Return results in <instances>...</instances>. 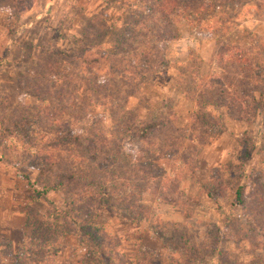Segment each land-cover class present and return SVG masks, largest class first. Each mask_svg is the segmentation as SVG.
<instances>
[{"label": "rangeland", "instance_id": "374dc122", "mask_svg": "<svg viewBox=\"0 0 264 264\" xmlns=\"http://www.w3.org/2000/svg\"><path fill=\"white\" fill-rule=\"evenodd\" d=\"M8 1L0 0V264H149L155 256L168 261L172 254L156 230L192 241L200 259L191 264H264V233L255 229L264 226V202L254 203L264 191V107L205 109L193 101L201 81L197 92L185 94L192 90L190 76L209 80L222 74L221 66L233 72L227 49L264 48V0H205L194 21L175 25L180 37L159 44L158 59L148 63L131 53L146 43L141 29L147 9L166 10L152 5L159 0H33L27 7ZM44 49L60 62L46 61ZM106 79H112L107 92L101 87ZM259 87L257 81L249 88ZM123 110L130 111L123 119L130 131H119V141L113 130ZM60 118L70 121L61 124ZM153 122L155 131L137 138ZM81 132L78 146L73 140ZM114 136L113 174L128 180L123 189L115 186L98 202L92 196L70 203L87 186L74 180L36 195L44 177L31 161L39 152L53 162L47 174L71 175L77 164L68 159L56 169V158L104 147L101 141ZM103 164L111 175L109 163ZM241 186L243 208L234 201ZM90 187L85 192L97 190ZM54 207L101 228L109 260ZM250 218L259 222L250 226ZM219 238L214 253L207 251Z\"/></svg>", "mask_w": 264, "mask_h": 264}, {"label": "trees", "instance_id": "16d2710c", "mask_svg": "<svg viewBox=\"0 0 264 264\" xmlns=\"http://www.w3.org/2000/svg\"><path fill=\"white\" fill-rule=\"evenodd\" d=\"M12 1L14 4L17 5L20 4L23 7L30 6L33 0H9L10 3ZM31 1V2H30ZM205 0H159L157 1V4L152 5L156 6L161 9L166 8L164 12L155 13L152 14L151 10L147 9V12H150L147 14V17L144 18L143 27H142V36L145 38L146 43L143 45L140 49L137 51L132 52L133 54V60L141 63H148L150 57L154 60L160 55V51H158V45L163 42H168L173 39H177L180 37V33L178 31V28L175 27V25L178 22L181 21H188L189 23L194 21L196 14L194 12H197L199 10H203L202 8L205 6ZM222 1L225 2V0H216L214 1L215 5L217 3L219 5H222ZM229 1V0H227ZM231 2V0H230ZM25 6H24V4ZM30 3V4H29ZM27 5V6H26ZM172 7L173 11L171 14H169V8ZM159 12V11H158ZM150 15V16H148ZM168 26V27H167ZM235 51V52H231ZM227 62L231 64L232 73L228 74L227 67L224 68L223 66L220 67L222 74L220 76L218 75H212L209 80H203V78L199 77H193L190 76L193 85L192 90H188L185 92L186 95H188L191 92H197V86L196 81L203 82V86L201 87V91L197 95V99L194 97L193 101L197 102V104H200L205 109L206 107H217V108H224L228 107L230 110L231 108H235V110L238 112H242L243 108H247L248 110L251 109V104L253 107V110L256 111L259 108L264 107V76L262 75L264 73V48L262 49L260 47L259 52L253 53V51L246 52L244 50H229L227 49ZM140 53V56L138 57L137 54ZM42 54L46 57V61L52 60L55 63H59L60 61L54 58L53 53L50 50L44 49L42 51ZM130 54V55H131ZM60 55V54H59ZM223 52L217 51L215 54L216 58H223ZM61 56V55H60ZM58 58H60L58 56ZM161 62V61H160ZM221 65L223 61L220 62ZM114 66H110V70L113 69ZM112 80V79H111ZM110 79L104 80L101 84V87L105 89V91H108L109 84L112 82ZM194 80V81H193ZM259 82L261 87L259 89H253L250 90V86L252 87L254 83ZM97 86V84H94ZM100 87V85H98ZM93 91V90H92ZM197 94V93H196ZM246 99H250L251 102L249 105L246 104ZM254 105V106H253ZM40 111V110H39ZM63 112V111H62ZM130 111L123 110L120 113L122 114L121 119L123 120L125 117L128 116ZM39 113V112H38ZM206 117V113H202ZM31 114H29L30 116ZM37 116V113L35 114V117ZM34 117V118H35ZM23 118H21L20 123ZM74 119V118H73ZM58 121L62 124H68L70 120L62 119L60 118ZM118 121V120H116ZM128 121V120H125ZM124 120L120 121L118 125L115 126L114 132L116 135L119 136L120 139H122V136L119 134V131H127V129L130 127L129 124H126ZM133 123V122H132ZM159 126L156 122L148 123L144 126H142L143 130H141V134H137V138H141L146 136V134H149ZM20 131H22L20 129ZM130 129L127 131L129 132ZM137 133L140 132V130H136ZM68 132V131H67ZM125 132V133H127ZM18 133L21 134L18 130ZM131 135H134V132H130ZM67 134V133H66ZM83 135H85L83 132L76 134L74 138V142H78V146H82L81 141L84 140ZM141 135V136H140ZM115 136L110 139L108 142L105 140L101 141V145H104V147H99L98 144L95 146H89L84 147L85 152H76L74 155H70V157L63 158H56V162L58 166H56V169L59 168L60 165H63L64 163L68 162V159L71 160L73 164H77V167L74 171L71 169L70 173L71 175H68V171L64 173H60L57 176H52L53 174L46 173V168H53V162H49V157L45 158L43 157L40 152L36 156H38V160L31 161L32 168L37 167L36 169L39 171L40 176L44 177V183H42L40 186L41 190L36 192L37 196H46L50 191H59L64 186H66L68 183H72L74 180H77L78 182L85 181L87 186H84L83 193L79 196V198H75L74 196H71L68 198V201L71 202H87L84 201L83 198H87L89 200L95 198V201L104 200L105 198H108L111 195V192H113L112 189H114L115 186L121 187L123 189V185L125 183L128 184V180L123 176V174L116 175L115 173V164L118 160V156L116 154L115 157L111 156V150L114 151L117 147L116 144L118 142L115 141ZM72 141V138L70 136L69 132V138L68 141ZM80 142V143H79ZM120 153V151H119ZM110 161H109V160ZM100 161V162H99ZM132 162V161H130ZM133 162L141 163L139 159H134ZM103 163L108 164L109 163V170L111 169V175H108V173L105 171L103 172V169L107 166H105ZM129 168H133L134 164L129 163ZM137 166L135 167V169ZM57 177V180H53V178ZM99 177V178H98ZM96 188L95 191H90L92 193H87L88 189L91 187ZM89 187V188H88ZM89 191V190H88ZM261 195L256 196L254 198L255 205H258L260 202H264V191L261 192ZM120 194L124 195L123 192ZM234 201L235 205L240 206L241 208L245 207L246 205V195H245V187L241 186L238 187L234 192ZM103 202V201H102ZM100 203V202H99ZM98 203V204H99ZM54 211L57 214L62 215V217L66 218L67 220H70L73 222L78 229L80 230V234L83 236L85 243H90L94 245V248H96L97 251H100V256L102 260L108 261L109 258L107 256L106 252L108 251V247L106 246V242L108 240V236L101 230V228H97V226L91 227L92 224H88L87 222H92L88 218L84 219L81 218V221H87L85 224L80 222V220L73 214L71 210H61L57 207H54ZM255 222H259L257 218H250L249 223L250 226L254 225ZM264 225V224H263ZM256 230L264 233V226L262 228L258 229L257 225L255 226ZM155 234L159 239H161L163 242H165L168 247L169 251L172 254L170 256V260L162 259L161 257L155 256L153 257L151 261H149V264H191L192 260L200 259V253L196 250V248L191 245L192 241H189L185 236L183 235H177L171 232L170 234H166L164 232H161L159 230H156ZM224 239V238H223ZM222 243V240L219 238L217 240H213L209 242V246H207V251H210L211 253H214L215 249ZM210 249V250H209ZM264 251V250H263ZM219 256V254H218ZM218 259V258H217ZM219 261V259H218Z\"/></svg>", "mask_w": 264, "mask_h": 264}]
</instances>
